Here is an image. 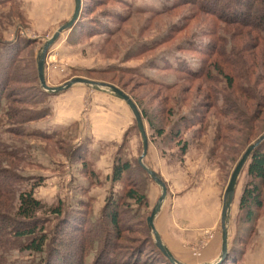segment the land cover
<instances>
[{"label":"rangeland","instance_id":"374dc122","mask_svg":"<svg viewBox=\"0 0 264 264\" xmlns=\"http://www.w3.org/2000/svg\"><path fill=\"white\" fill-rule=\"evenodd\" d=\"M83 2L82 23L63 32L49 48L45 64L47 83L61 86L75 77H84L113 84L137 102L149 138L144 163L153 169L150 166L152 157L159 160L160 172H155L168 188L166 200L154 220L155 227L179 262L206 264L215 261L222 253L224 195L235 165L231 162L232 153L228 157L212 155L215 139L227 123L226 119L210 110L205 131H199V126L184 129L185 117H195L197 112L204 111L202 107L208 109L210 101L205 98L204 91L198 90L199 83L189 87L184 82L183 65H200L204 56L196 50L212 42L221 45L225 23L183 0H82V5ZM74 10L75 0H0V56L12 49L31 79L14 85L26 90L22 97L40 102L42 107H52L62 100L81 102L80 94L72 87L57 93L45 90L38 72V62L47 40L71 19ZM93 25H97V29ZM227 48L230 49V42ZM0 61V67L4 68L8 61ZM218 85L222 87L224 82ZM39 86L48 93L36 91ZM82 86L86 90L78 126H60L51 115L26 125L27 131L35 128L49 133L58 131L52 140L34 133L10 136L4 132L9 119L4 118L7 126L0 124V140L9 145L16 143L21 154L14 168L7 164L5 167L20 177L16 183L23 189L40 181L34 194L49 207L61 204L64 213H68L88 205L89 224L94 225L104 220L102 214L107 200L110 197L118 199L125 192L124 181L128 175L122 182L112 179L122 144L120 155L136 165V171L130 175L145 200L141 203L124 200L121 214L127 229L122 232L124 239L118 242V247L114 244L115 238L106 241L108 232L115 231L106 225L107 234L102 242L89 245L84 257V264H120L131 246L137 245L135 241H155L148 217L159 202L162 188L148 173L139 171L144 146L132 110L133 124L122 140L111 143L97 140L87 114L92 106L104 101V96L86 84L74 87ZM105 90L118 97L111 89ZM109 106L113 107L111 102ZM185 143L186 151H182ZM249 180L245 168L239 177L229 214V250L232 248L233 260L229 258L226 262L225 258L220 264H264V208L254 222L246 220L245 212L240 209V199ZM219 183L221 192L216 188ZM191 215L196 217L194 221ZM37 216L51 221L50 235L56 237L62 218L48 210L40 211ZM59 237L55 244L61 253L77 257L78 248L73 241L79 239L80 234L65 229ZM215 242L219 246L218 253ZM106 247L113 256L99 260ZM244 248L243 259L234 262ZM46 257V254L14 249L6 262L45 264ZM64 260L57 255L54 264H65Z\"/></svg>","mask_w":264,"mask_h":264},{"label":"trees","instance_id":"16d2710c","mask_svg":"<svg viewBox=\"0 0 264 264\" xmlns=\"http://www.w3.org/2000/svg\"><path fill=\"white\" fill-rule=\"evenodd\" d=\"M183 2L190 3L203 14L214 16L225 23L224 38L220 39L221 45L212 42L196 50L204 56L200 65L195 67L183 65L184 82L188 83L189 87L195 82L199 83L198 90L204 91L205 98L210 101L208 109L207 106L202 107L204 111L197 112L195 117H185L184 129L199 126V131H205L210 110L226 119L227 123L221 127L215 139L212 155L228 157L232 153L231 162L236 166L246 149L264 135V0H183ZM83 14L84 2L80 17L72 28L82 23ZM93 26L97 29V25ZM229 42L230 49L227 48ZM8 50L0 56V60L8 61L5 69L0 67V124L2 126L8 124L4 132L19 137L34 133L43 139H54L58 131L49 133L37 128L27 131V124L52 115L53 109L50 106L42 107L40 102L31 101L28 97H22L26 90L14 84L27 83L31 79L19 64L20 60H16V54L11 52V48ZM222 82L224 86L219 87L218 84ZM215 86L218 88H214ZM35 90L48 93L42 86ZM4 118L9 119V123L6 124ZM149 122L152 125V119H149ZM11 123L18 127H13ZM159 133L163 134L162 129H159ZM176 136L179 137L180 133ZM122 147L121 144L118 149L112 179L114 182H122L124 176L128 175L124 181L125 192L120 194L118 199L110 197L107 200L102 214L104 220L93 225L89 224L88 205L64 213L61 204L49 207L35 196L34 189L41 184L40 181L26 189L17 185L20 177L6 169L5 165L14 168L21 159L20 151L16 143L9 145L0 140V264H7L8 254L14 249L46 254L45 264H54L57 255L59 258L64 257L65 264H84L89 245H94L100 240L102 242L104 234H107L106 225L115 230L108 232L106 241L115 238L114 244L118 247V242L124 239L122 232L127 229L123 226L121 214L124 200L128 198L138 203L145 200V196L139 193V187L136 189L138 185L131 178V173L136 171L134 168L136 165L122 159L120 155ZM186 147L185 143L182 151H186ZM138 166L141 173H148L140 162ZM245 168L250 180L242 193L240 209L245 212L246 220L254 222L264 208V140L253 151ZM43 210L62 218L56 237L50 235L51 221L37 216ZM65 229L80 234L79 239L73 241L78 248L77 257H68V253L64 256L60 247L55 244L60 238L59 233ZM130 230L133 232L131 228ZM135 242L137 245L131 246L129 253L123 255L125 260L120 264H173L156 241L146 239ZM108 249L107 247L102 249L99 260L113 256ZM231 249L226 262L229 258L233 260L230 256ZM245 253L246 249H241L234 262L243 259Z\"/></svg>","mask_w":264,"mask_h":264},{"label":"water","instance_id":"95a60500","mask_svg":"<svg viewBox=\"0 0 264 264\" xmlns=\"http://www.w3.org/2000/svg\"><path fill=\"white\" fill-rule=\"evenodd\" d=\"M81 9H82V0H75V10H74V13H73V16L71 17V19L69 21H67L66 23H64L63 25H61L55 31V33L47 40V42L43 48L42 54L40 56V60L38 62V72H39V78H40L41 85L43 86V88L45 90L50 91V92H54V93L69 89L73 85L78 84V83L86 84V85H89V86L96 88V89L110 88L114 91V93L118 97L123 99L130 106V108H131V110H132V112L136 118L137 125H138V128L141 132L142 139H143L144 150H143L142 155L139 158V162L147 170V172L152 177V179L155 180L162 188V195L159 199L158 204L153 209L152 214L148 217V223L153 230L155 241H156L158 247L163 251V253L170 259V261L173 264H183L176 259V257L173 255V253L167 247V245L163 242V240H162V238H161V236H160V234H159V232L156 229L155 224H154V220L160 211L161 205L166 200L168 188H167L165 181L157 175L155 170L150 169L144 163V158L146 157V155L148 153V149H149V138H148V134H147L144 122H143L142 113H141L138 105L136 104V102L131 98V96H129L127 93H125L122 89H120L119 87H117L113 84L106 83V82L94 81V80L87 79L84 77H75V78L67 81L65 84H63L61 86H54L53 87V86H50L46 81L45 64H46V58H47V53L49 51V48L59 39L60 35L63 32L71 29L75 25V23L77 22V20L80 17ZM263 140H264V135L259 137V139H257V141L252 143L246 149V151L243 153L242 157L240 158V160L238 161V163L236 164V166L232 172L231 178L229 180L228 186H227L226 191H225L224 205H223V210H222V231H223V233H222V253L216 261L206 263V264H220L228 256V253H229V229H228L229 214H230L231 207L233 204V200L235 197L238 180H239V177H240L244 167L246 166L250 156L252 155L253 151L261 144V142Z\"/></svg>","mask_w":264,"mask_h":264},{"label":"crops","instance_id":"0c3cea01","mask_svg":"<svg viewBox=\"0 0 264 264\" xmlns=\"http://www.w3.org/2000/svg\"><path fill=\"white\" fill-rule=\"evenodd\" d=\"M78 84L73 85L72 88H74L75 91L80 94V100H81L80 104L69 103L62 100V102L58 104L54 103L51 105L53 109V114L51 115V117L60 126L71 127L74 124L75 126L76 125L78 126V124L80 123L81 115L83 113L82 100L86 89L83 86L78 87V89H76V87L74 86ZM97 91L99 92L101 91L100 93L104 96L103 97L104 101L97 106H92L90 114H87L90 116L89 120H91V127L93 130L92 133L97 138V140H102L105 143L107 142L111 143L113 141L118 142L120 139L122 140L125 137V135L132 127L133 115L131 109L129 105L125 101H123V99H119L118 97H115L114 95L111 94L110 91H106L105 89H97ZM109 102L112 103L113 105L112 108L109 106ZM159 163H160L159 160H157V158L154 156V158L152 157L150 166L156 172H160L158 169L160 166ZM216 188L218 189L217 190L218 192L222 191V187L220 183L219 185H216ZM182 217H183V212H182ZM192 217L193 216L191 215V218ZM190 219L188 218V220ZM194 219H196V217L192 218L191 220L194 221ZM215 248H217V253H218L219 246L217 242H215Z\"/></svg>","mask_w":264,"mask_h":264},{"label":"bare ground","instance_id":"6f19581e","mask_svg":"<svg viewBox=\"0 0 264 264\" xmlns=\"http://www.w3.org/2000/svg\"><path fill=\"white\" fill-rule=\"evenodd\" d=\"M103 89V88H102ZM106 89V88H105ZM108 89H110V88H108ZM112 90V89H111ZM113 91V90H112ZM114 92V91H113Z\"/></svg>","mask_w":264,"mask_h":264}]
</instances>
